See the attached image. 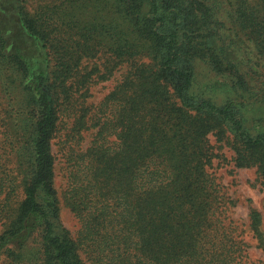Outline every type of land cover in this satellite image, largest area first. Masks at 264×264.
I'll return each mask as SVG.
<instances>
[{
  "label": "trees",
  "instance_id": "obj_1",
  "mask_svg": "<svg viewBox=\"0 0 264 264\" xmlns=\"http://www.w3.org/2000/svg\"><path fill=\"white\" fill-rule=\"evenodd\" d=\"M41 1L30 12L25 0H0V215L22 195L0 258L260 264L210 172V137L264 179V0ZM16 24L40 57L16 50ZM121 67L107 96L87 105L94 82ZM200 67L227 81L225 95L213 80L202 85ZM59 137L75 239L60 221ZM248 225L264 251L262 214L250 211Z\"/></svg>",
  "mask_w": 264,
  "mask_h": 264
},
{
  "label": "rangeland",
  "instance_id": "obj_2",
  "mask_svg": "<svg viewBox=\"0 0 264 264\" xmlns=\"http://www.w3.org/2000/svg\"><path fill=\"white\" fill-rule=\"evenodd\" d=\"M25 1L30 12L35 11L42 3L41 0ZM12 30V44L16 50H19L20 53H27L28 55L35 56L36 58L40 57V53H42L41 50H39L38 46L35 44L31 45V42H24L25 37L19 34L17 24L14 25ZM102 62L103 60H99L97 64H101ZM93 63H95V60L90 62V66H92ZM125 72L126 68L121 67L110 80L106 82H94L90 88L89 97L86 99L87 105L101 102L117 84V81L122 78ZM200 73V82L202 85H208L210 81L213 80V84L220 89L218 95H225L226 80L208 77L207 75H209V73L205 67H200ZM66 126L63 127L66 128ZM92 133L93 132L85 133L86 139L84 144H82L83 147L87 146L91 141ZM64 135H66V132L62 131L61 136ZM60 139L63 138L59 137L53 146V152L57 158L55 187L59 198L60 221L75 239L80 229V222L67 206L64 197L67 187V171L65 170V155L62 152L64 145ZM210 141L214 146L215 154L218 155L217 159L213 160V166L210 172L222 185L226 196L235 202L234 206H230L227 214L238 227V233H240L241 238L250 246L249 256L251 261L264 264V251L257 248V241L253 238V233L248 225L249 212L252 210L258 211L262 214V230L264 231V179L257 173L256 169H237L233 162V151L222 143H216V139L213 136L210 137ZM3 198L4 197L0 198V210H3V205L5 203ZM21 200V193L17 196H11L10 202L8 203V213L0 215V234L8 225L10 219H13L15 211L19 209ZM0 264H6L3 257L0 258Z\"/></svg>",
  "mask_w": 264,
  "mask_h": 264
}]
</instances>
